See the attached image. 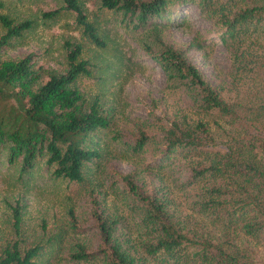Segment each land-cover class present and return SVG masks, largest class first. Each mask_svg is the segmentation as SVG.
<instances>
[{
  "label": "trees",
  "instance_id": "1",
  "mask_svg": "<svg viewBox=\"0 0 264 264\" xmlns=\"http://www.w3.org/2000/svg\"><path fill=\"white\" fill-rule=\"evenodd\" d=\"M62 1L44 14L71 11L82 34L104 46L102 18L89 19L80 0ZM97 1L120 12L132 29L149 38L153 33L155 42L142 39L144 50L170 83L185 87L193 106L161 125L160 135L143 128L132 137L114 134L126 155H137L149 141L160 144L151 167L160 173V184L144 188L137 169L123 174L134 217L121 225L119 213L98 210L99 200L92 197L99 243L88 248L77 242L68 258L95 264H264V0ZM187 2L212 18L227 46L228 78L217 83L188 59L192 43L174 45L160 32L157 21L172 5ZM0 24V150L19 163L21 174L44 158L55 176L82 181L85 167L101 157L94 136L110 125L98 96L87 99L76 84L91 71L81 57L83 44L64 41L65 67L59 70L38 63L33 53L5 54L11 40L32 27L31 19L0 13ZM175 162L186 176L167 182L164 173ZM13 211L18 229V207ZM69 214L76 228L72 209ZM43 246L7 240L0 244V264H37Z\"/></svg>",
  "mask_w": 264,
  "mask_h": 264
},
{
  "label": "rangeland",
  "instance_id": "2",
  "mask_svg": "<svg viewBox=\"0 0 264 264\" xmlns=\"http://www.w3.org/2000/svg\"><path fill=\"white\" fill-rule=\"evenodd\" d=\"M3 1L0 13L29 18L33 23L11 40L5 54L18 57L33 53L38 63L63 70L64 41L81 42V57L89 60L91 71L79 76L76 84L87 99L98 96L110 125L95 134L101 157L85 167L82 181L55 176L53 166L44 158L21 174L19 163L9 162L6 149L0 150V244L18 237L25 245L43 244L37 264H95L68 258V251L77 242L88 248H96L99 243L92 197L99 200L98 210L102 207L119 213L124 219L119 222L121 225L134 217L130 211L132 197L123 174L137 169L136 180L144 188L160 184V173L151 169L160 156V144L149 141L136 156L126 155L114 134L132 137L138 128H143L160 135L161 125L167 126L175 114L189 113L193 98L178 81L170 83L162 68L144 50L142 39L155 42L153 33L149 38V33L132 29L122 23L120 12L100 8L97 0L80 1L89 19L96 15L102 18L99 22L105 40L102 47L82 34L71 11L44 14L61 6L62 0ZM157 23L164 40L174 45L192 43L187 57L212 83L228 78L227 46L218 36L212 18L197 3L172 5ZM164 174L168 176L167 182L179 183L186 171L175 162L172 167L167 166ZM14 206L20 214L18 229L14 224ZM69 209L74 213L76 228L71 224Z\"/></svg>",
  "mask_w": 264,
  "mask_h": 264
}]
</instances>
